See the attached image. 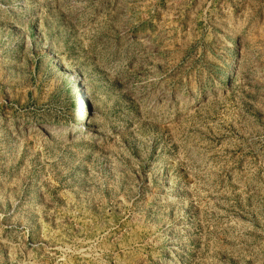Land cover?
I'll return each instance as SVG.
<instances>
[{"label": "rangeland", "instance_id": "374dc122", "mask_svg": "<svg viewBox=\"0 0 264 264\" xmlns=\"http://www.w3.org/2000/svg\"><path fill=\"white\" fill-rule=\"evenodd\" d=\"M0 264H264V0H0Z\"/></svg>", "mask_w": 264, "mask_h": 264}, {"label": "bare ground", "instance_id": "6f19581e", "mask_svg": "<svg viewBox=\"0 0 264 264\" xmlns=\"http://www.w3.org/2000/svg\"><path fill=\"white\" fill-rule=\"evenodd\" d=\"M80 83L77 84L76 87L73 88V92L77 94H79V96L77 97L78 100H83L85 98L84 94H83V90L80 88Z\"/></svg>", "mask_w": 264, "mask_h": 264}]
</instances>
